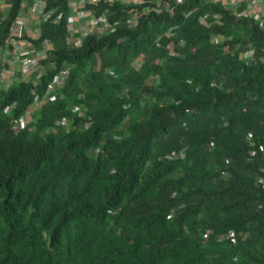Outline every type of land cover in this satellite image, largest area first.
Returning a JSON list of instances; mask_svg holds the SVG:
<instances>
[{
  "label": "trees",
  "instance_id": "trees-1",
  "mask_svg": "<svg viewBox=\"0 0 264 264\" xmlns=\"http://www.w3.org/2000/svg\"><path fill=\"white\" fill-rule=\"evenodd\" d=\"M152 1L99 4L116 32L78 49L41 26L39 97L70 71L31 128L12 132L31 83L0 90V264H264V27L238 19L250 0Z\"/></svg>",
  "mask_w": 264,
  "mask_h": 264
},
{
  "label": "built area",
  "instance_id": "built-area-1",
  "mask_svg": "<svg viewBox=\"0 0 264 264\" xmlns=\"http://www.w3.org/2000/svg\"><path fill=\"white\" fill-rule=\"evenodd\" d=\"M50 1L53 0H0V24L8 22L7 36L0 40V72L17 70L26 74L31 67L36 65L37 60L45 58L46 52L52 49L51 43L48 40H43L40 41L39 48L35 46L41 37L39 26L43 23L52 25L63 23L66 30V44L72 48H79L89 36L98 39L116 32L117 23L108 19L106 10L100 14L97 13L95 8L99 4L121 2L128 7L146 3L145 0H67L66 11H56L57 8L49 9ZM152 2L157 5L152 10L161 13L167 9L173 13L174 9L165 2L159 0ZM230 2L233 15H236L240 8V0H231ZM13 10L16 14L10 21ZM150 11L151 9H147L139 13L135 7L130 8L127 12L129 16L126 24L127 29L135 28L142 15ZM237 17L238 19H250L260 27H264V0H250L245 11ZM215 19V23L218 25L221 18L216 16ZM200 22L207 26L205 17ZM252 55L253 51L250 48L244 58L249 59ZM5 65L8 69L5 68ZM67 72L68 68H63L56 77V83L63 84ZM226 237L231 242L235 241V235L232 232Z\"/></svg>",
  "mask_w": 264,
  "mask_h": 264
},
{
  "label": "clouds",
  "instance_id": "clouds-1",
  "mask_svg": "<svg viewBox=\"0 0 264 264\" xmlns=\"http://www.w3.org/2000/svg\"><path fill=\"white\" fill-rule=\"evenodd\" d=\"M145 1L147 3V0H145ZM145 4H140V5H137V6H141V5L144 6ZM227 5H229L227 8L228 9H231L229 2H227ZM143 11H145V10H143ZM15 14H16V12H15V10H13L12 11V17L10 18V21H12L13 17L15 16ZM203 18L204 17L200 18L199 19V22ZM205 23H206V21H205ZM44 24H50V23H43L42 25H44ZM7 25H8V22H7ZM41 26H39V32H40V34H42V32H41ZM107 37L108 36H105V37H102V38H98V39H103V38H107ZM43 40L44 39H41V37H40L39 42H36L35 43V46L37 48H39L40 47V41H43ZM85 40L83 41V43L85 42ZM51 45H52V43H51ZM66 46L69 49H72V47H69L67 44H66ZM82 46H83V44H82ZM81 47H79V48H81ZM73 49H78V48H73ZM51 51H53V45H52V49L46 52L45 58L40 59V60H37L36 65H34L33 67H31L30 71L27 72L26 74H23L22 72H19L17 70H15L14 72H0V90H3V91L8 90L13 83H20V82L28 83V82H30L31 85H32L31 94L33 96V102H32L33 104L26 110V112L24 113V115L22 117H20V118H14L12 120V132H21L23 130H27V129L31 128L30 125L33 122V118H34V116L36 114V111L40 110L45 103H47V102L48 103L49 102L51 103V102H55L56 101V99L50 98L49 95H48V93L56 90L59 86L62 85V84L60 85V84L56 83L57 82L56 77L61 73L62 69L65 68V67H67L68 70L70 71V67L69 66H66V65L65 66H62L61 70H59V72H56V74L53 76L52 81H51V83H50V85L48 87L49 92L47 94L45 93L42 98L39 97V95L36 92V86H37L38 82L43 77V75L45 74V72H47V69H48V65L49 64L48 63L45 64V62H46V60L48 58L49 52H51ZM252 51H253V54H254V50L253 49H252ZM174 55H175L174 52H170V56H174ZM252 56L249 59H245L244 57H242V58H244L246 61H252V58H253ZM143 61H144V57L142 55H139L134 60V62L132 64L133 69L139 70V68L143 64ZM5 68L8 69V67L6 65H5ZM110 74H112V73L110 72ZM67 75L68 74H66V76ZM65 80H66V78H65ZM65 80H64L63 84L65 83ZM12 109L13 108L11 106L6 107L5 108V111H4L5 115L6 114H10L12 112ZM72 111L74 113H80V116H83V115L86 114L85 110H81L78 107H74L72 109ZM57 126H61V127L67 129V127L69 126V120L67 118H62L60 121L57 122Z\"/></svg>",
  "mask_w": 264,
  "mask_h": 264
}]
</instances>
